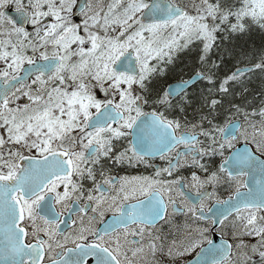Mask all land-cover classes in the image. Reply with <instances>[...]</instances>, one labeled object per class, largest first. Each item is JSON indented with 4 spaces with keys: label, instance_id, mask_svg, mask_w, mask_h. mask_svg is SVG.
<instances>
[{
    "label": "snow or ice",
    "instance_id": "obj_1",
    "mask_svg": "<svg viewBox=\"0 0 264 264\" xmlns=\"http://www.w3.org/2000/svg\"><path fill=\"white\" fill-rule=\"evenodd\" d=\"M0 264H264V0H0Z\"/></svg>",
    "mask_w": 264,
    "mask_h": 264
},
{
    "label": "flooded vegetation",
    "instance_id": "obj_2",
    "mask_svg": "<svg viewBox=\"0 0 264 264\" xmlns=\"http://www.w3.org/2000/svg\"><path fill=\"white\" fill-rule=\"evenodd\" d=\"M22 99V98H21ZM241 143H243V142H241ZM141 169H136L135 171H140ZM180 218H182V216H180V215H177L176 216V221L177 220H182V219H180ZM211 235H212V237H213V239L216 241V242H218L219 241V234L218 233H216V232H213V233H211ZM195 256V254L190 258V259H188V260H191L193 257Z\"/></svg>",
    "mask_w": 264,
    "mask_h": 264
},
{
    "label": "rangeland",
    "instance_id": "obj_3",
    "mask_svg": "<svg viewBox=\"0 0 264 264\" xmlns=\"http://www.w3.org/2000/svg\"><path fill=\"white\" fill-rule=\"evenodd\" d=\"M254 82L259 83L258 80H254L253 83H252L253 86L251 85V87H255V88H257V90H259V86H258L257 84H255ZM22 101H23V98L21 99V102H22ZM180 219H182V218H180ZM177 222H179V220H177ZM164 226L167 227V225H164ZM197 250H198V249H197ZM194 254H195V250H194L192 253L186 255V256H185V259H186V260L190 259Z\"/></svg>",
    "mask_w": 264,
    "mask_h": 264
},
{
    "label": "trees",
    "instance_id": "obj_4",
    "mask_svg": "<svg viewBox=\"0 0 264 264\" xmlns=\"http://www.w3.org/2000/svg\"><path fill=\"white\" fill-rule=\"evenodd\" d=\"M255 39H256V43L259 44V36H258V35L256 36ZM254 83L257 84V85L259 86V83H257V82H254ZM252 86H253V85H252Z\"/></svg>",
    "mask_w": 264,
    "mask_h": 264
}]
</instances>
